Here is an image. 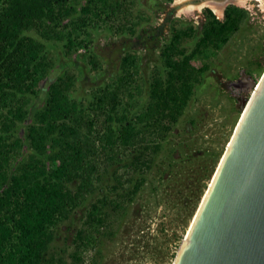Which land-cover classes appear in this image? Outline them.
<instances>
[{"label":"trees","instance_id":"16d2710c","mask_svg":"<svg viewBox=\"0 0 264 264\" xmlns=\"http://www.w3.org/2000/svg\"><path fill=\"white\" fill-rule=\"evenodd\" d=\"M204 13L197 25L171 22L159 45L161 66L145 76L136 52L123 49L109 72L103 64L110 60L92 47L105 31L137 35L144 17L133 0H0V264H99L100 244L150 173L164 185L170 169L159 171L157 158L207 68L195 61L225 44L246 11L229 4L222 18L208 7ZM48 42L68 54L83 49L90 79L106 78L75 93L86 77L56 75ZM190 185L196 192L183 199L187 217L206 182ZM80 209L70 247L55 249L58 228Z\"/></svg>","mask_w":264,"mask_h":264},{"label":"rangeland","instance_id":"374dc122","mask_svg":"<svg viewBox=\"0 0 264 264\" xmlns=\"http://www.w3.org/2000/svg\"><path fill=\"white\" fill-rule=\"evenodd\" d=\"M133 1L144 17L137 35L105 31L92 47L104 61L110 60V63L103 64L109 72L117 65L123 49L136 52L145 63L142 71L146 76L154 67L161 66L159 45L166 41L171 22L178 18L197 25L205 17V7L200 11L178 14L171 5L173 0ZM229 4L245 9V17L225 44L219 49H207L195 61L196 65L206 63L207 68L157 158L159 171L170 169L169 177L161 185L157 182L158 173H150V181L121 223L113 229L114 234L100 244L99 264H171L193 216L187 217L190 206L183 200L196 192L189 190L190 182L204 180L207 185L210 178L206 179V174L214 160L215 168L245 103L253 93L247 85L234 86L233 82L241 72L257 81L264 70V7L255 0L245 5ZM215 16L222 18L223 11L220 16ZM194 42V37L187 38L184 45L189 50ZM46 46L48 55L54 58L56 75L73 70L86 77L78 79L75 93L106 78L90 79L93 71L82 55L83 49L68 54L60 42H48ZM36 101L41 99L35 97L31 102ZM82 211L80 209L58 228L55 249L70 247L71 232L79 225ZM179 234L181 237L176 239Z\"/></svg>","mask_w":264,"mask_h":264},{"label":"water","instance_id":"95a60500","mask_svg":"<svg viewBox=\"0 0 264 264\" xmlns=\"http://www.w3.org/2000/svg\"><path fill=\"white\" fill-rule=\"evenodd\" d=\"M207 182L171 264H264V70ZM242 84L240 83L241 86Z\"/></svg>","mask_w":264,"mask_h":264},{"label":"bare ground","instance_id":"6f19581e","mask_svg":"<svg viewBox=\"0 0 264 264\" xmlns=\"http://www.w3.org/2000/svg\"><path fill=\"white\" fill-rule=\"evenodd\" d=\"M251 1L252 0H173L171 2V5L175 7V10L178 14H186L191 13L193 11H200L202 8L208 7L217 16H220L225 4L236 3L238 5H245L251 4ZM255 1L259 2L261 7H264V0Z\"/></svg>","mask_w":264,"mask_h":264},{"label":"flooded vegetation","instance_id":"af4514ba","mask_svg":"<svg viewBox=\"0 0 264 264\" xmlns=\"http://www.w3.org/2000/svg\"><path fill=\"white\" fill-rule=\"evenodd\" d=\"M226 7V6H225ZM224 10V9H223ZM240 78V76L236 79V80H238ZM240 83L242 84V85H244L245 84V80H241V82H238V85H240Z\"/></svg>","mask_w":264,"mask_h":264}]
</instances>
